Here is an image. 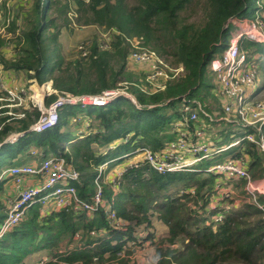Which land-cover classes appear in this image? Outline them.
<instances>
[{
    "label": "trees",
    "instance_id": "obj_1",
    "mask_svg": "<svg viewBox=\"0 0 264 264\" xmlns=\"http://www.w3.org/2000/svg\"><path fill=\"white\" fill-rule=\"evenodd\" d=\"M255 1L44 0L41 5V0H35L32 10L25 13L20 8L5 7L6 17H12L8 30L13 36H0V62L7 68L26 71L39 83L53 79L57 92L47 96V104L64 92L99 94L119 86L123 75L132 79L125 70L131 46L128 38L132 37H142L144 44L166 61L173 56L170 60L175 64L168 61L169 66L183 64L185 72L152 92L138 83L132 84L130 92L136 102L124 96L108 105L86 109L95 117L97 127L92 129L90 124L92 130L82 132L79 135L83 136L74 142H70L75 138L71 117L85 108L67 105L61 110L57 125L33 132L28 130L39 117V109L13 107L12 111H23L25 115L12 116L8 113L11 107L5 105L7 100H0V142L12 132L26 131L14 143H3L0 174L5 159L10 158L11 162L21 155L25 160L28 148L35 146L41 148L43 155H62L76 167L81 172V180L76 183L78 195L91 201L97 190L99 164L139 145L160 149L175 140V133L170 132L172 121L183 117L177 101L182 102L184 96L202 98L198 87L207 85L206 69L221 51V42L228 40L231 19L249 15ZM195 6H201L202 18L189 21V16L182 13ZM70 8L76 9L80 24L117 30L111 48L99 50L95 38L93 54L87 61L65 60L58 18L66 16ZM10 43L14 44L12 57L3 50ZM241 45L250 55L260 54L257 62L263 75L264 42L243 39ZM248 131L256 129L249 127ZM114 140L116 147L106 154L97 153L101 146ZM93 143L98 145L92 146ZM230 153L238 157L249 155L244 161L252 179L264 178V150L251 140L242 141L214 159L194 164L195 170L160 172L147 163L128 165L120 176L108 181L104 176L100 180L106 206H112L118 218L126 221L124 224L116 226L107 218L105 204L88 217L74 205L42 212L37 203L28 216L0 237V264H26L29 254L44 248H49L52 255L46 264H128L129 253H134L133 248L129 249V239L136 237L139 229L150 227L155 213L167 224L168 232L156 242L152 236L155 257L149 264H264V194L250 191L243 177L225 178L223 174L199 170ZM203 163L210 164L200 166ZM231 182L239 202L233 200L234 189L219 190ZM4 216L0 205V221ZM65 237L67 245L74 243V248L60 250ZM138 244L144 247L140 241ZM122 252L126 259L121 258Z\"/></svg>",
    "mask_w": 264,
    "mask_h": 264
},
{
    "label": "built area",
    "instance_id": "obj_2",
    "mask_svg": "<svg viewBox=\"0 0 264 264\" xmlns=\"http://www.w3.org/2000/svg\"><path fill=\"white\" fill-rule=\"evenodd\" d=\"M4 9L3 1L0 0V36L10 37L12 33L8 30V26L12 17H6V15L3 17ZM75 15L77 14L75 13ZM234 23L237 25L235 31L228 38L225 47L211 60L208 66L214 73L215 92L221 100V106L217 108L218 110L215 108L210 110V106L208 107L198 98L184 96L181 108L183 117L181 115V119H177L173 123L175 132H178L175 140L168 142L160 149H153L149 145L136 146L123 155L125 159H128L127 166H139L142 163H147L160 172L181 169L195 170L194 164L205 159H214L229 148L238 146L244 140L255 141L260 149L264 150V98H258L261 88L258 54L250 55L241 45L243 39L264 42V0H256L253 17H234L231 19V24ZM95 26L98 31V35L95 37L98 49L111 48L117 30L105 26ZM255 35H259L261 39H255ZM95 38H84L79 41L76 51H79L81 57L89 58L93 54ZM128 41L131 45L129 60L138 64H146L150 69L146 75V84L156 85V80L162 78L164 81L166 80L162 85L164 88L167 79H171V75L174 74V72L167 71L166 67L170 66L166 64L164 58L158 51L145 45L142 37L128 38ZM172 68L178 69L177 67ZM180 69V71L184 70L183 65ZM12 70L14 69L7 68L3 62H0V100H7L8 103L5 105L11 107L8 113L12 116L22 117L25 115L23 111H12L13 107L29 109L36 107L40 110L39 117L31 124L28 131L42 132L57 125L60 112L67 105H76L81 108L105 106L124 96L136 102V98L131 92L115 87L106 89L99 94L64 92L47 104V96L57 92L53 87V79L50 78L39 83L35 78L29 77L25 82L35 83L38 87V90L35 89L33 93L29 94L28 89L21 81L22 78L10 74ZM125 83L127 81L122 82L124 85ZM159 87L156 89L161 88ZM27 99L30 100L27 101ZM231 116L241 119L243 123L239 122L237 127L244 128L245 134H238L227 143H217L220 141L218 139L211 140L210 134H206L205 127H210L223 120L225 122L233 121ZM249 127H254L256 131L249 132ZM25 132L10 133L0 142V150L3 143H14ZM240 149L241 147L238 150ZM26 155L30 160L26 158L20 163L12 164L3 169L0 174V179L10 176L14 183H18L15 185L17 190L14 193V198L7 206V213L0 221V237L19 224L37 203H42V205L46 203L47 206L54 203L58 209L74 205L77 210L86 212L88 217L93 216L101 204L108 203L102 198L100 180L104 176L106 177L105 169L108 166L107 163L113 161L112 159L97 167L98 172L95 178L97 190L91 201H87L79 197L76 186V183L81 180V172L68 163L64 156L54 154L45 156L41 148L35 146L28 148ZM244 159L248 158L226 154L223 159L213 162L204 170L223 174L225 178L243 177L247 179L246 187L250 191L261 193L260 188L254 184V179H252ZM127 166L123 167L119 174H113L111 178L120 176ZM29 177L36 178L38 182L25 185V181ZM111 178L109 180H112ZM262 188L264 189V187ZM231 191L233 189L223 192ZM105 213L116 226L126 222L124 219L118 218L116 210L109 204L105 208ZM79 236V233L75 235L76 238ZM47 261L48 258L41 255L35 264H46Z\"/></svg>",
    "mask_w": 264,
    "mask_h": 264
},
{
    "label": "rangeland",
    "instance_id": "obj_3",
    "mask_svg": "<svg viewBox=\"0 0 264 264\" xmlns=\"http://www.w3.org/2000/svg\"><path fill=\"white\" fill-rule=\"evenodd\" d=\"M2 1H3L4 7H11L12 9H16V10H18L17 8H20L21 13H25L28 10H32V6L35 2V0H2ZM41 1H42L41 5H44L45 4L44 0H41ZM255 6H256V1L253 5H251V7L254 9L247 16L253 17L255 15ZM72 7H75L74 3L72 5ZM75 13L77 15H75ZM55 14H57V13H54V15ZM5 15L6 14L4 12L3 17H5ZM182 15L189 16V18H188L189 21H199L202 18L203 13H202L201 6H195L194 9L184 11L182 13ZM77 16H78V13H77L76 9L70 8V10L68 11L66 16L63 15V16H60L58 18L59 22L62 24L61 30L59 33V42L61 44V51H62V54H63L65 60L73 62V63L76 60H81V61L85 62V61H87L86 59H88V58L81 57L79 51H76V46L79 43V41L83 40L84 38H95L98 35V31L95 29V27H96L95 25L89 26L86 24H80L77 21ZM65 22H68V23L66 24ZM0 23H1V21H0ZM233 25H235V23L232 24V26L230 27L229 37H231V34L233 33V31H235V29L237 27V25H235V26H233ZM263 29H264V25H263ZM18 32H20V31H18ZM12 36H13V32H12L11 37ZM255 39H258V38H255ZM226 43H227V40H224L222 43V48L225 47ZM13 48H14L13 43L12 44L10 43V44L5 45L3 47V50L8 55V57H11L14 55ZM171 58H173V56H170V59ZM170 59H168V61L170 63H173V62H171ZM168 61L165 60L166 64L170 65V63ZM73 63L71 66H74ZM173 64H175V63H173ZM182 65L183 64L175 65V66H178L177 67L178 69L172 68L175 66L166 67L167 71L169 73L174 72V74L171 75L170 78H172L173 76L179 77L180 75L184 74L185 69L183 71H180L181 70L180 67ZM125 70L127 73L130 74L132 79H129L123 75L122 81L119 84V86H117V87H120V90H123L126 92H130L132 84H137V83L140 84L144 90L148 89V91H151V92L156 91V90H158V89H156V87L160 86L162 88L163 82L166 81V80L164 81V79H162V78H159L155 82L156 85H153L151 83H150L151 85L146 84V82H147L146 75H147L148 71L150 70L149 67L146 64H138V63H135L133 61H130L129 56H128V63L125 67ZM263 75L261 72L260 78H259V84H261L260 93L258 95L259 99L264 98V77H263ZM167 80H169V79H167ZM21 81L24 83V85L28 89L29 94L33 93L35 89L38 90V87H36L37 84L26 83L23 79H21ZM125 81H127V83H125V85L122 84V82H125ZM205 82H207L208 86L202 84L198 87V93L203 94L202 98H200L198 96L195 98H198V100L201 101L202 103H206V105L208 107L210 106V110L213 108L218 110L217 108H219V106H221V100L219 99V97L217 96V94L215 92L214 73L212 72V70L210 68L206 69ZM28 100H30V99H27V101ZM89 108H91V107H87V108H85V111H83V110L79 111L78 115L71 117L70 122H71L73 129L75 130V133H74L75 138L70 140V142H74L75 140H78L79 138H81L83 135H79V134H81L82 132L88 133L93 128L97 127L96 121L93 119L95 117L90 116L86 111V109H89ZM181 108H182V102L177 101L178 111H181ZM92 115H94V114H92ZM201 116L204 117L202 114H201ZM177 119H181V116L176 117L175 120L172 121V126H173V123ZM231 119H233V121H226L225 122V120H223V121L216 122L215 124H212L210 127H205L206 134L207 135L210 134V139L213 141L216 139H218V141L220 140L217 143H227L230 140H232L233 138H235L238 134L239 135L245 134L246 130L244 128L237 127L238 126L237 124L239 122L243 123L241 121V119L240 118H233V116H231ZM207 121L209 122V119H207ZM90 124H92L91 125L92 129L89 126ZM170 132L175 133L176 136L178 135V132H175L174 127H172ZM114 142H115V140L107 146H101L98 149L97 153L98 154H106L108 151H110V148L113 149L114 147L117 146L118 143H116V142L114 143ZM97 145H98L97 143L92 144V146H95V147ZM225 153H227V152H225ZM123 155L124 154L116 155L113 158H111L113 160L112 162L107 163L108 166L106 167L105 173H104V175H106V181H108L109 178H111V176L113 174H115V173L119 174L122 171V168L127 166L128 159H125V157ZM229 155H232V154H229ZM244 156H245V158L249 157V155H247L246 153ZM5 160L9 161L10 158H7ZM206 160H208V159H205L204 161L206 162ZM106 161H108V160H106ZM106 161H104V162H106ZM104 162L99 164L98 167H100ZM209 164L210 163H205L204 165H200V166H207ZM199 170L202 172H206V170H204V169H199ZM109 175H110V177H108ZM39 178H41V177H39ZM2 180H3V178L0 179V205L3 206V212L6 214L7 213V206L9 204L10 200H12L14 198V193L17 190L16 186H14V185H16L18 183H14L13 186H8V183L4 184V182ZM263 180H264V178H259V179L253 180V182H255L254 184L260 188L261 194L262 193L264 194V189L262 188V187H264V181ZM26 184H30V183H26ZM233 184H234L233 182H231L230 184L225 183L224 186H221L219 190L225 191L228 189H230V190L234 189V192H233L234 199L233 200H236L237 202H239L240 197L237 196L238 192H237V189L235 190ZM236 201H235V204H237ZM228 203L232 204V203H230V201ZM40 204L42 205V203H40ZM106 207H108V205L106 206V204H105V208ZM41 208H42V212H47L48 210H52L53 208L57 209V207H55L54 203H51L49 206H47L46 203H43ZM28 212L26 214L27 216L29 214ZM158 227H160V226H158ZM153 230H155V233L157 232V228L155 226L153 227ZM135 235H136V237L129 239L128 242H130V244H128V243L127 244L130 246L129 247L130 250H131V248H136L134 250L135 251L138 250L139 252H137L138 256L135 255L134 258H133V256L130 255L131 253H129L128 257H129L130 261L128 264H149L154 259L155 254L152 253V250L149 247V245L143 244V240H145V241L149 240V244H153V247L155 249V244L152 243V241L155 239V242H156L158 238L153 239V237H154L153 235H155V234H153V231H150L146 227L139 229V231H136ZM67 239H68V237H65L61 241L60 250H65L67 248V245H66V243H68ZM138 241H140L144 245V247H141V248L140 247L139 248L133 247L134 245H139ZM71 244L74 245V243H71ZM48 252H49V248H44L40 251L33 252L25 258L26 263L35 264L40 255H44V256L48 257V260H49L52 258V255L49 254ZM121 254H123V255H121V258L126 259L124 252H122ZM60 264H67V263L60 262ZM112 264H121V263L114 261Z\"/></svg>",
    "mask_w": 264,
    "mask_h": 264
},
{
    "label": "crops",
    "instance_id": "obj_4",
    "mask_svg": "<svg viewBox=\"0 0 264 264\" xmlns=\"http://www.w3.org/2000/svg\"><path fill=\"white\" fill-rule=\"evenodd\" d=\"M94 26V25H93ZM131 63V62H130ZM10 74L11 75H13V76H20V78H22L24 81H27L28 79H29V76H28V73L26 72V71H22V70H12L11 72H10ZM26 157H27V155H26ZM28 160H30V159H28ZM28 160H26V161H28ZM22 161H24V159H23V157L21 156V155H18V156H16V157H14L13 159H12V161L10 162V161H6V163H4V169L5 168H7L8 166H10V165H12V164H16V163H20V162H22ZM3 182H4V184L5 183H8V186H13L14 185V180H13V178L12 177H10V176H6V177H4L3 178V180H2ZM38 181H37V179L36 178H34V177H29V178H27V180L25 181V185H26V183H30V184H36ZM15 186V185H14ZM21 188V187H20ZM52 210H57L56 208H53ZM49 211H51V210H48L47 212H49ZM156 227L157 228V234L155 233V230H153V227ZM158 226H160V227H158ZM152 228V229H151ZM148 229L150 230V231H153V234H155V235H153L154 236V238H159V237H161V236H164V235H166L167 234V232H168V226H167V224L166 223H164L159 217H158V215H157V213H155V214H153L152 215V217H151V226L150 227H148ZM160 233V234H159ZM130 243V242H129ZM153 243V242H152ZM143 244L144 245H149V247L151 248V250H152V253H154L155 252V249H154V247H153V244H149V240H144L143 241ZM66 245H67V243H66ZM133 247H142V245H134ZM67 248L68 249H72V248H74V245L73 244H68L67 245ZM133 249H136V248H133ZM137 252H139L138 250H134V253L133 254H131V256H133V258H134V256L135 255H137L138 256V253ZM137 253V254H136ZM41 256V255H40ZM39 256V257H40ZM38 257V258H39ZM37 262V261H36ZM26 264H28V263H26Z\"/></svg>",
    "mask_w": 264,
    "mask_h": 264
},
{
    "label": "bare ground",
    "instance_id": "obj_5",
    "mask_svg": "<svg viewBox=\"0 0 264 264\" xmlns=\"http://www.w3.org/2000/svg\"><path fill=\"white\" fill-rule=\"evenodd\" d=\"M256 37H257L258 39H261L259 35H256Z\"/></svg>",
    "mask_w": 264,
    "mask_h": 264
}]
</instances>
